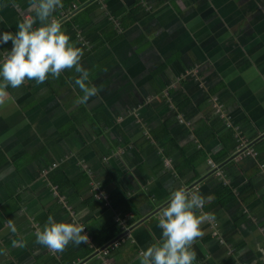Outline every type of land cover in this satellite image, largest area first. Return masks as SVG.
<instances>
[{"label":"crops","instance_id":"obj_1","mask_svg":"<svg viewBox=\"0 0 264 264\" xmlns=\"http://www.w3.org/2000/svg\"><path fill=\"white\" fill-rule=\"evenodd\" d=\"M62 5L53 18L83 50L87 83L98 92L78 103L74 69L7 89L0 264H141L179 188L202 194L211 216L193 264H264V7L254 0ZM25 14L35 15L29 0H0V34L14 33ZM11 47L0 44V60ZM237 135L253 153H241ZM74 214L88 242L62 252L35 242L49 215L70 223Z\"/></svg>","mask_w":264,"mask_h":264},{"label":"clouds","instance_id":"obj_2","mask_svg":"<svg viewBox=\"0 0 264 264\" xmlns=\"http://www.w3.org/2000/svg\"><path fill=\"white\" fill-rule=\"evenodd\" d=\"M62 6V0H29V11L35 15L25 14L14 33L0 34V44L12 42L10 51L0 60V105L10 98L9 86L19 88L26 80L42 84L50 75L59 78L67 69L80 74L75 80L83 93L78 103L84 104L97 95V88L87 83L89 72L81 65L83 50L70 41L62 22L53 18ZM205 203L206 198L198 191H172L158 219L162 236L140 253L141 264H193L197 255L193 245L205 235L202 225L211 219L202 211ZM79 220L80 216L74 214L70 223L58 222L49 215L43 228L35 233V242L53 252H62L69 243H86L85 226ZM9 227L16 230L11 223Z\"/></svg>","mask_w":264,"mask_h":264},{"label":"built area","instance_id":"obj_3","mask_svg":"<svg viewBox=\"0 0 264 264\" xmlns=\"http://www.w3.org/2000/svg\"><path fill=\"white\" fill-rule=\"evenodd\" d=\"M235 130L237 131L236 128H235ZM237 138L240 141V143H241V149L243 150V152L241 151V153H244V154L245 153H247V154L253 153V150L251 148H245L246 147L245 141L241 138L240 135H237ZM262 168H263V166H262ZM98 198H100V196H98ZM116 220L118 222H121V221H119V219H116ZM126 238H127V235H124V236L120 237V241H123ZM120 241L117 240V241L112 242L110 245H108V247L106 248V251L109 252V250H112L115 247H117L119 245Z\"/></svg>","mask_w":264,"mask_h":264},{"label":"trees","instance_id":"obj_4","mask_svg":"<svg viewBox=\"0 0 264 264\" xmlns=\"http://www.w3.org/2000/svg\"><path fill=\"white\" fill-rule=\"evenodd\" d=\"M231 129L234 131V134H237V131L235 130V127L231 128ZM235 141H236V144L239 145V140L237 139V137H235Z\"/></svg>","mask_w":264,"mask_h":264},{"label":"flooded vegetation","instance_id":"obj_5","mask_svg":"<svg viewBox=\"0 0 264 264\" xmlns=\"http://www.w3.org/2000/svg\"><path fill=\"white\" fill-rule=\"evenodd\" d=\"M258 2V5L264 7V0H256Z\"/></svg>","mask_w":264,"mask_h":264},{"label":"rangeland","instance_id":"obj_6","mask_svg":"<svg viewBox=\"0 0 264 264\" xmlns=\"http://www.w3.org/2000/svg\"><path fill=\"white\" fill-rule=\"evenodd\" d=\"M255 1V3H257L258 4V2L256 1V0H254ZM243 148V147H242ZM242 152H243V150H242Z\"/></svg>","mask_w":264,"mask_h":264}]
</instances>
